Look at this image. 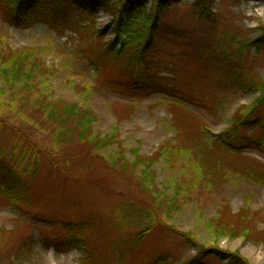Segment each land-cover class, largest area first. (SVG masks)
Here are the masks:
<instances>
[{"label": "rangeland", "instance_id": "obj_1", "mask_svg": "<svg viewBox=\"0 0 264 264\" xmlns=\"http://www.w3.org/2000/svg\"><path fill=\"white\" fill-rule=\"evenodd\" d=\"M168 4L144 56L149 68L137 67L178 98L132 96L126 87L135 65L107 52L115 26L101 8L88 18L70 11L56 26L29 28L11 26L0 12V64L20 52L41 67L15 86L0 72V157L29 186L20 209L0 195V264H182L197 254L184 234L201 247L264 264V101L229 89L207 51L198 57L213 37L243 44L257 36L264 0H210L215 21L199 18L193 0ZM247 53V73L264 80V48ZM46 102L92 112L96 140H54L58 128L78 129L72 119L61 127L46 114ZM235 116L247 123L237 125ZM234 124L237 152L215 141ZM135 151L150 169L132 166ZM144 172L174 203L162 204L142 186ZM175 188L182 192L175 196ZM150 215L157 223L145 230ZM70 234L86 250L64 243Z\"/></svg>", "mask_w": 264, "mask_h": 264}, {"label": "trees", "instance_id": "obj_2", "mask_svg": "<svg viewBox=\"0 0 264 264\" xmlns=\"http://www.w3.org/2000/svg\"><path fill=\"white\" fill-rule=\"evenodd\" d=\"M175 0H0V12L2 17L11 26L16 28H29L37 22H44L50 26H56L59 22L67 19L70 11L77 12L81 17L88 18L97 8L109 14L114 21L115 38L106 50L112 54L114 59L127 61L128 65H135L134 79L126 87L132 96H144L151 93H160L167 95H177L170 93L162 88L158 80H153L151 74H147V70L138 69L140 64L142 68H149L144 63V56L150 52L154 44L155 35L159 29L158 18L160 12L168 7V2ZM197 8V16L199 18L215 21V14L209 8L210 0H193ZM147 5L148 8L146 7ZM212 29H209L211 32ZM161 34H166L164 28H160ZM159 31V32H160ZM225 40V41H224ZM264 48V28H259V34L251 37L243 44H236L232 37L227 38L224 34L219 37H213L208 46L201 50L199 58L203 59V53L207 51L209 55V65L214 66L221 74L223 79L230 85L229 89L249 95L258 93L256 103L264 101V80L253 75H249L246 71L247 50L254 49L255 53H259ZM11 62H3L0 64V72L2 76L7 78L5 82L12 85L21 83L22 79L26 84L34 75L41 72V67L34 63V67L28 62V54L18 53L10 57ZM205 61V60H204ZM29 63V64H28ZM8 68H10L8 70ZM11 73V74H10ZM10 74V75H7ZM29 87V86H26ZM5 86L0 88V92H4ZM178 98V97H177ZM185 101H188L186 98ZM56 103V104H55ZM44 110L50 117H56L59 125L63 127L67 120L74 121L75 127L78 129L74 134L70 128H58L56 133L52 134L54 140L70 141L75 136L78 139L88 143L95 141L91 138L90 125L94 121L92 112L88 110H78L76 105L62 104L58 102L45 103ZM255 106V103L252 104ZM233 121L244 126L247 123L245 118L239 119L237 116ZM262 127L263 124H262ZM235 132V124L232 127V133L227 136L216 137L215 141L220 146L237 152L240 146L233 141L232 134ZM109 142L101 141L99 144L107 145ZM244 145L252 146V140H243ZM241 145V142L239 143ZM137 161L132 164L135 168L142 164L143 171L150 169L151 163L146 159L139 157L135 151ZM112 160V158H110ZM124 161L122 167L126 168ZM146 175V176H145ZM143 179L142 186L149 189V193L166 206L174 203L171 199L164 201L163 192L154 188L152 176L147 172L141 173ZM149 187V188H148ZM178 188L174 189V195L181 193ZM0 195L8 199L9 203L17 206L27 202L29 195V186L27 180L23 178L18 168L11 165L9 160L0 157ZM158 199V201H159ZM161 204V205H162ZM173 206H175L173 204ZM19 209L20 207L17 206ZM167 210V207L165 208ZM149 215V214H148ZM153 219L150 226L157 223L155 215H150ZM148 218V217H147ZM185 241L195 249L197 254L182 264H208L206 258H216L220 264H251L245 258L238 254L218 250L214 247H201L193 242L190 235L184 234ZM64 243H73L76 247L86 250V242L79 236L70 234ZM154 261L153 264H156Z\"/></svg>", "mask_w": 264, "mask_h": 264}]
</instances>
